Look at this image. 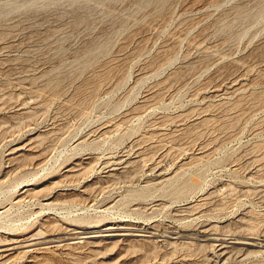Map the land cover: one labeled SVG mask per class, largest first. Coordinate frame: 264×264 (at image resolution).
<instances>
[{
	"label": "rangeland",
	"instance_id": "1",
	"mask_svg": "<svg viewBox=\"0 0 264 264\" xmlns=\"http://www.w3.org/2000/svg\"><path fill=\"white\" fill-rule=\"evenodd\" d=\"M0 264H264V0H0Z\"/></svg>",
	"mask_w": 264,
	"mask_h": 264
},
{
	"label": "bare ground",
	"instance_id": "2",
	"mask_svg": "<svg viewBox=\"0 0 264 264\" xmlns=\"http://www.w3.org/2000/svg\"><path fill=\"white\" fill-rule=\"evenodd\" d=\"M106 228H108V227H106ZM101 231V230H100ZM103 231H105L103 234H116V232L115 233H113V232H110L111 231V229L110 230H108V229H105V230H103ZM106 231H109V232H106ZM134 231V230H133ZM99 234V233H98ZM122 234V233H121ZM125 234V233H124ZM133 234V233H132ZM97 235V234H96ZM100 235V234H99ZM88 236H89V234L88 235H86V234H83V236L82 237H87L88 238ZM106 236V235H105ZM92 237V236H91ZM73 238V237H72ZM78 238V237H77ZM2 240V239H1ZM12 240V239H11ZM16 242H18V241H16ZM251 242V241H250ZM12 243V242H11ZM23 243V242H22ZM28 243V242H27ZM26 243V244H27ZM245 243H249V242H246L245 241ZM255 243V242H254ZM33 244V243H32ZM39 244V243H38ZM253 244V243H252ZM26 246V245H25ZM33 246V245H32ZM17 247V246H16ZM20 247V246H19ZM23 247V246H22ZM11 248H15V245L14 244H9V242H8V244L6 245V246H4V247H2L1 248V250H8L9 251V249H11ZM18 248V247H17ZM21 248V247H20ZM42 248V247H41ZM2 252V251H1ZM3 253V252H2ZM5 253V252H4ZM7 253V252H6Z\"/></svg>",
	"mask_w": 264,
	"mask_h": 264
}]
</instances>
